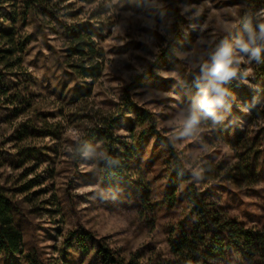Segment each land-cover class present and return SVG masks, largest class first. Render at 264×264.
<instances>
[{"label": "rangeland", "instance_id": "1", "mask_svg": "<svg viewBox=\"0 0 264 264\" xmlns=\"http://www.w3.org/2000/svg\"><path fill=\"white\" fill-rule=\"evenodd\" d=\"M248 2L41 0L45 10L37 9L33 20L20 23L23 0H0V189L12 202L25 249L34 245L47 262H54L67 232L85 231L124 254L168 256L160 224H142L136 216L128 197L133 184L111 188L101 183L99 144L82 142L102 116L123 105L125 94L154 115L160 135L171 140L184 168L205 176L196 182L199 199L215 203L246 227L264 226V177H257L258 166L253 175L246 174L239 156L241 145L249 144L264 127L261 121L247 122L233 114L223 127L202 125L188 139H176L177 114L190 106L189 86L199 72L191 57L181 56L192 51L201 35L218 39L229 29L236 36L246 35L242 17L248 10L264 9V0L252 3L253 9ZM189 5L199 10L198 17L181 14ZM66 28L76 30L78 38L91 39L102 52L99 78L83 85L85 91L76 102L67 94L81 80L67 72L79 63L71 52L78 38ZM153 48L159 49L158 55ZM166 52L167 59L160 60ZM171 71L179 72V81L160 75ZM247 79L258 86L241 84L247 101L264 103L258 79ZM234 96L233 110L248 115L241 111L243 98ZM131 125V113L124 112L114 130L119 142L131 143ZM258 142L253 152L258 149L264 155V141ZM154 145L147 139L144 153ZM150 167L145 175L141 166L134 169L132 180L141 177L147 183L154 175V164ZM0 264L23 260L13 256Z\"/></svg>", "mask_w": 264, "mask_h": 264}, {"label": "trees", "instance_id": "2", "mask_svg": "<svg viewBox=\"0 0 264 264\" xmlns=\"http://www.w3.org/2000/svg\"><path fill=\"white\" fill-rule=\"evenodd\" d=\"M256 1L249 0L247 7L253 9L256 4L252 3ZM45 8L41 0H23L19 13L20 23L27 19L33 20L35 11ZM68 30L78 38L76 30L66 28ZM90 34L95 33L90 31ZM71 52L77 56L79 63L71 66L67 75L79 78L81 83L76 84L77 88L67 95L70 101L76 102L85 91L83 85L99 78L102 52L93 45L91 39L85 40L82 36L76 40ZM167 56V52L160 54V60H166ZM250 67L264 90V64L252 61ZM229 87L234 95L239 94L243 98L249 114L235 112L232 102L227 120L235 114L243 121L252 122L255 119L264 124V107H252L240 82L233 80ZM197 91L195 85L189 86L191 101ZM262 96L264 98V91ZM122 100L123 105L116 112L102 116L94 128L86 131L82 142L99 144L101 155L97 160V169L101 183L111 188L122 186L125 182L133 184L128 197L132 200L136 216L142 224H160L166 236L168 256L164 259L151 258L146 257L142 251L124 254L103 240L95 239L90 232L81 231L78 234L69 231L57 249L56 261L47 262L36 246L31 245L25 249L12 202L0 189V262L20 256L23 264H264V226L261 229L246 227L225 214L215 203L199 199L196 178L184 168L171 140L160 135L154 115L136 107L127 94ZM124 112L132 115V125L128 129L130 144L119 142L114 136V130ZM149 138L157 145L145 154L143 145ZM233 140L236 143L237 138L233 136ZM257 141L258 146L264 141V127L252 137L249 144L241 145L239 156L246 174L253 175L258 166L257 177H264L263 151L257 149L253 152ZM106 155L119 159L120 164L110 165L104 158ZM148 161L152 162V166L154 164V175L149 177L147 183H143L141 177L132 180V173L137 167L143 168L144 175L147 173L150 167ZM211 172L207 171L208 174ZM162 218L167 221L158 223Z\"/></svg>", "mask_w": 264, "mask_h": 264}, {"label": "clouds", "instance_id": "3", "mask_svg": "<svg viewBox=\"0 0 264 264\" xmlns=\"http://www.w3.org/2000/svg\"><path fill=\"white\" fill-rule=\"evenodd\" d=\"M189 12L192 13V18L200 15L199 10L193 11L190 5L185 7L181 14ZM241 23L246 35L236 36L231 29L218 39H209L201 35L192 51L181 56V59L191 57L193 66L198 67L199 72L193 82L198 89L196 95L192 98L190 106L181 110L176 117L180 121V131L176 139L180 142L195 135L202 125L210 128L225 126L232 109V101L236 99L229 87L233 80L258 89V86L251 84L247 77L254 75L250 67L252 61L264 64V9L248 10L242 17ZM203 32L204 27L201 25V33ZM201 45L206 46L201 47ZM153 51L159 54L158 48H153ZM149 59L154 58L149 57ZM160 75L180 80L178 71L161 72ZM257 105L264 107V103L254 98L252 107L257 108ZM248 110V107L241 106V111ZM237 119L234 118L233 122ZM85 155L88 156L89 153ZM104 158L110 165L120 164L117 158L107 155ZM193 176L198 182L205 179L200 173H193Z\"/></svg>", "mask_w": 264, "mask_h": 264}]
</instances>
